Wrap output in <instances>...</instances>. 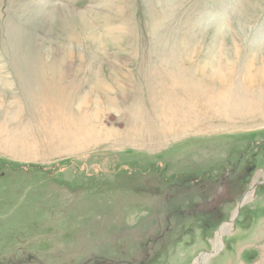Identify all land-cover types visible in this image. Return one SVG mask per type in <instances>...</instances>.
<instances>
[{
  "label": "rangeland",
  "instance_id": "rangeland-1",
  "mask_svg": "<svg viewBox=\"0 0 264 264\" xmlns=\"http://www.w3.org/2000/svg\"><path fill=\"white\" fill-rule=\"evenodd\" d=\"M204 252L264 264V0H0V264Z\"/></svg>",
  "mask_w": 264,
  "mask_h": 264
},
{
  "label": "bare ground",
  "instance_id": "bare-ground-1",
  "mask_svg": "<svg viewBox=\"0 0 264 264\" xmlns=\"http://www.w3.org/2000/svg\"><path fill=\"white\" fill-rule=\"evenodd\" d=\"M254 189V188H253ZM253 189H251L252 191H254ZM250 192V191H249ZM248 193V192H247ZM250 195L251 194H248L246 199H250ZM245 202V201H244ZM241 204V203H240ZM242 204H243V201H242ZM239 208V207H238ZM237 214H238V211H237ZM235 216L236 213H235ZM234 216V217H235ZM236 218V217H235ZM231 227V225L229 223H225L221 226L220 230H219V236L220 234H224L225 232H227V230ZM218 242H219V239H218ZM220 246V245H219ZM215 247H218L215 245ZM209 253V252H208ZM211 257V254H207L204 252V254H201L197 259L196 261L194 262V264H203L206 260H208L209 258Z\"/></svg>",
  "mask_w": 264,
  "mask_h": 264
},
{
  "label": "water",
  "instance_id": "water-1",
  "mask_svg": "<svg viewBox=\"0 0 264 264\" xmlns=\"http://www.w3.org/2000/svg\"><path fill=\"white\" fill-rule=\"evenodd\" d=\"M257 186V184H255L253 187H252V189L253 188H255ZM243 204H242V202H241V204L239 205V208H238V213L240 212V209H241V206H242ZM201 207V206H200ZM236 220V218H234V219H232V222H234ZM210 254L212 253V252H209Z\"/></svg>",
  "mask_w": 264,
  "mask_h": 264
}]
</instances>
